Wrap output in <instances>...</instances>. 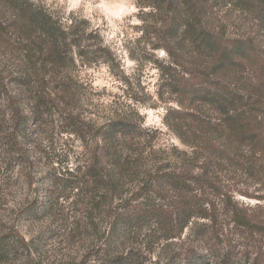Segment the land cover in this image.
<instances>
[{
  "label": "trees",
  "instance_id": "1",
  "mask_svg": "<svg viewBox=\"0 0 264 264\" xmlns=\"http://www.w3.org/2000/svg\"><path fill=\"white\" fill-rule=\"evenodd\" d=\"M136 4L141 11L148 9L146 14L153 19L150 34L157 42L153 49L163 50L170 59L169 65L156 64L168 93L176 96L179 108L172 128L191 150L183 154L188 155L186 163L157 170L128 193L126 185L142 166L131 163L130 155L144 137L140 124L122 113L98 127L83 128L74 115V93L61 78L75 58L82 60L104 48L99 43L83 45L91 40V30L79 29L72 20L63 22L37 2L0 0V95L5 96L9 113V126L0 127L5 160L0 165L8 171V165L12 170L24 164L29 156L19 147L31 143V128L44 116L58 114L66 128L62 133L84 140L92 133L95 144L74 169L52 163L42 178V194L23 211L35 221L49 219L54 215L53 200L63 198L69 188L86 198L88 215L107 216L103 236L91 246L86 260L76 264L89 260L144 264L133 248L123 251L117 246L151 229L163 231L168 239L180 238L188 230L185 239L198 245L186 248L187 264H259L246 255L242 262L232 261L231 249L204 247L208 230L199 221L215 223L210 198H221L232 221L243 229L254 227L211 170L212 165L228 163L248 171L252 158L264 155V53L255 37L227 36L213 15L220 6L230 7L264 33V0H136ZM91 58L87 64L96 60ZM53 83H62L54 95L47 90ZM56 106L60 110L54 113ZM213 237L218 239L217 234ZM37 252L34 240H26L14 227L0 231V264L30 263Z\"/></svg>",
  "mask_w": 264,
  "mask_h": 264
},
{
  "label": "rangeland",
  "instance_id": "2",
  "mask_svg": "<svg viewBox=\"0 0 264 264\" xmlns=\"http://www.w3.org/2000/svg\"><path fill=\"white\" fill-rule=\"evenodd\" d=\"M32 1L61 17L63 22L72 20L79 29L91 30V40L83 45L99 43L104 48L103 52L88 53L82 60L75 58L74 66L61 78L74 93V115L78 116L83 128L98 127L122 113L140 124L144 137L137 142L136 152L130 155L131 163L135 161L142 166L138 167V174L131 177L125 190L128 193L135 191L142 180L149 181L157 170L165 171L176 163H186L188 155L183 154H189L191 150L177 138L172 128L179 108L176 96L168 93L156 64L158 61L169 65L170 59L163 50L153 49L157 42L150 34L153 19L146 14L148 9L141 11L136 0ZM71 4L78 6L70 9ZM99 4L104 7H95ZM132 7L135 11L129 12ZM213 19L222 25L229 37H255L264 53V33L257 30L244 14L220 6ZM114 29L115 35L107 39L105 34ZM91 57L96 60L87 64ZM61 85L50 84L47 90L54 95L61 90ZM13 87H9L11 95L17 92ZM4 97L0 95V127L3 129L9 126ZM59 110L56 106L54 113ZM63 125L58 114L44 116L31 128V143L19 147L26 151L29 159L12 170L8 165V171L4 164L0 165V231L14 227L26 240L33 239L38 247L33 262L15 264H76L86 260L91 246L99 242L105 232L103 220L107 216L88 215L86 198L76 196L77 191L69 188L63 192V198L57 202L53 200L54 215L51 218L35 221L24 214L25 207L42 194V178L52 163L55 167L74 169L89 157V150L95 144L90 136L92 133L86 134L84 140L62 133L66 129ZM2 138L3 134H0V145L4 147ZM1 154L0 163H5ZM252 161L248 171L240 165L227 163L212 165L211 173L225 190L230 191L234 205L241 214L250 217L254 227L243 229L232 221L221 198H210L209 208L215 212V223L207 220L199 223L206 225L208 230L204 247L212 244L219 251L231 249L232 261L242 262L246 255L264 264V155H256ZM193 172L197 170L193 169ZM188 232L185 230L180 238L168 239L159 229L144 230L132 235L123 246L118 243L117 247L123 251L133 248L144 264H187L184 259L186 248L198 245L185 239ZM214 234L218 239L213 237ZM40 237H45L44 242L40 243ZM89 261L87 264H95L93 260Z\"/></svg>",
  "mask_w": 264,
  "mask_h": 264
},
{
  "label": "clouds",
  "instance_id": "3",
  "mask_svg": "<svg viewBox=\"0 0 264 264\" xmlns=\"http://www.w3.org/2000/svg\"><path fill=\"white\" fill-rule=\"evenodd\" d=\"M77 6H78L77 4H71V5H69V8L72 9V8H76ZM95 7L103 8L104 5L99 4V5H96ZM88 8H89V10H91L92 6L89 5ZM131 11H135V8H134V7L129 8V12H131ZM137 22H138V21H137ZM115 31H116V30L114 29L112 32H110V33H106L105 35L107 36V39H109V40L112 39V37L115 35Z\"/></svg>",
  "mask_w": 264,
  "mask_h": 264
}]
</instances>
